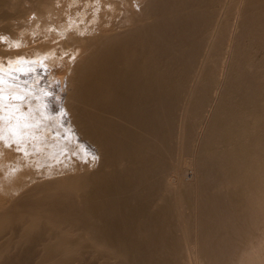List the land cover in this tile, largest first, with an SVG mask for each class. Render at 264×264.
Here are the masks:
<instances>
[{
    "label": "rangeland",
    "instance_id": "obj_1",
    "mask_svg": "<svg viewBox=\"0 0 264 264\" xmlns=\"http://www.w3.org/2000/svg\"><path fill=\"white\" fill-rule=\"evenodd\" d=\"M78 1L63 8L83 5V34L67 42L80 46L81 62L93 56L83 81L77 75L86 88L79 113L103 142L100 155L59 146L58 173L33 172L32 181L2 168L18 190L0 194V264H256L248 254L264 245V0H98L96 10ZM49 7L0 0V57L10 52L1 36L20 38L31 8L53 22ZM38 27L24 33L30 54L16 61L49 78L72 54L34 57L48 38ZM182 246L195 248L191 262Z\"/></svg>",
    "mask_w": 264,
    "mask_h": 264
},
{
    "label": "bare ground",
    "instance_id": "obj_2",
    "mask_svg": "<svg viewBox=\"0 0 264 264\" xmlns=\"http://www.w3.org/2000/svg\"><path fill=\"white\" fill-rule=\"evenodd\" d=\"M74 1L76 0H49L50 7L48 11L55 14V15H52V17L55 18L53 22L47 21L46 15H49V14L41 15L38 10L31 8L27 16L21 20V23L24 25V28H22V30L19 31L20 38L17 37L19 39L17 38L11 39V37L5 34L4 36H1L3 40L7 42L6 46L10 49L9 50L10 52L6 54L7 56L3 54L0 57V91H1V88H3L4 94H6L5 95L6 99L3 100L2 103L0 104V194L1 195L10 194L18 190L17 187L14 186V184L13 186H11L9 183H6L3 181L4 177L2 176L4 174L2 173L3 172L2 168L4 166L6 167L5 169L6 171L4 172L6 177H21L23 178V180L28 179L29 181H32V180H35L37 176L51 177L52 175L58 173V170L60 168L59 169L53 168V166L55 165L54 163H58L59 161V159L56 157L57 156L56 154L57 153L61 154V153L56 152V151L57 149H61V148L63 150H66V148L64 147L65 145L69 144L72 147H75V149L78 152H81L83 156L89 155L90 157H94V156L100 155L99 146L100 144H103V142L99 140L100 139L99 135L97 134L95 135V133L91 129V126H89L87 121H85L79 113V108L86 106V101L84 98H82V93H81L82 89L85 90L86 88L84 87L85 84L83 85L80 83V80L82 79L83 81V75H84L83 73L87 71V68H86L87 63L88 61L93 59L91 58L93 56H90V54L87 52L89 54V57L85 59V61L81 62L79 60L81 56V52H82L80 46L72 50L68 49L69 45L67 41L76 40L81 34H83V28L85 26L84 25L85 22L82 20L84 19L83 16H85V10L80 11L83 5L80 6V8H78L79 10L73 14H70L69 12L65 11V9L63 8V6H67L66 4L70 2H74ZM120 1L123 7L125 6V8L137 7L138 5H141L140 4L141 2H144L143 0H120ZM87 2L93 3L91 5H86L87 9L96 10L97 7H99L98 9H100V5H99L100 2L98 0H87ZM90 3H87V4H90ZM37 26H40L41 28L44 29V31H46V33L48 34V38L44 39L42 37L44 41L41 44L34 46L33 51L31 50L32 52L30 51L32 55H35L34 57H37V58L41 57L40 59L43 61H46L48 57H51L50 60L52 62L53 61L55 62L57 58L64 59L65 56L68 54L67 52L72 54L70 55V57L67 58L66 61L64 60L65 62L63 66L61 65V63H59V65L62 66L61 69L57 73H54V74L50 73L49 78L46 77L45 75L46 73L43 74L44 72L38 74L41 71L39 67L40 65L38 66H36L37 64L35 66L29 65L28 63L29 59L27 61L26 57L30 53L27 50H22L23 43H24L23 41L26 40L24 33L27 32V30L31 31L32 29L29 30L30 28H34ZM44 31H43V34L45 33ZM27 34H30V33H27ZM44 36H46V34ZM17 43H19V45L22 44V46L19 49L16 47L17 50L14 51L13 50L14 48L12 49V47L16 46ZM57 50L59 52H57ZM20 56H26L24 57L25 60L23 62L16 61V58ZM30 63H33V62L30 61ZM6 64H9L10 68L8 70L6 69L7 71H4L2 69L8 66ZM73 64H74V67H73ZM79 64L81 65V67L79 68L80 71H78L77 69ZM77 75L81 79L78 78ZM51 79H54L52 86L54 85L55 86L54 88L48 90L47 87L49 86V81ZM125 86H128V84ZM122 96H123V93H122ZM122 96H120V98H122ZM2 97H3V94H2ZM91 99L92 100L90 102V105L92 107H97L98 103L95 102V98L92 97ZM8 104H10L9 109L7 108ZM114 110L116 111V109ZM107 141H109L108 138H107ZM40 143L44 144L45 146L43 150L44 153L41 151L42 149H41ZM59 146H61V148ZM107 148H110V147L108 146ZM120 153L122 154V152ZM12 157L13 159H17V161L15 162V160L13 161L12 159H10ZM31 162L33 164H31ZM33 172H35L36 174L34 178L32 179L31 175L33 174ZM179 174L181 176V173ZM178 175L176 179L178 178ZM10 180L12 179L10 178ZM171 183H173V181H171ZM4 185H7V186H4ZM108 219H110V217ZM160 221H157V222L160 223ZM126 228H127V225H126ZM186 241L188 242L189 240L186 239ZM159 246L162 247L163 244L162 246L159 244ZM189 246L188 248L185 246L184 247L185 249L187 248L186 249L187 256L191 262L192 257L194 256L195 248H193V246L191 247ZM261 246L264 247V245L263 244L261 245V243L254 246L252 250L250 251V253L248 254L253 257L254 261H257L256 264H262V261L264 260V255H263L264 248H262ZM184 247L182 246V248ZM177 249L178 248H176L175 250ZM151 251L153 252L154 250H151ZM189 260L187 261L188 263H189ZM138 261L140 260L138 259ZM193 263L195 262H192V264Z\"/></svg>",
    "mask_w": 264,
    "mask_h": 264
}]
</instances>
